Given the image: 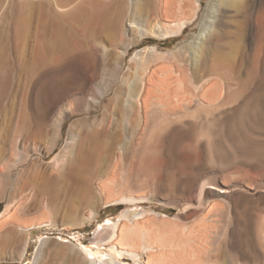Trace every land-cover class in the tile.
<instances>
[{
  "label": "bare ground",
  "instance_id": "6f19581e",
  "mask_svg": "<svg viewBox=\"0 0 264 264\" xmlns=\"http://www.w3.org/2000/svg\"><path fill=\"white\" fill-rule=\"evenodd\" d=\"M89 1L80 0L67 11L55 10V16H51L46 11L48 0L39 1L43 6L42 13L44 14L43 31H41L43 52L37 61L36 58L39 55L34 57L36 63L32 71L35 70L34 72L40 74L48 70L56 72L60 59L63 60L73 53L74 49L70 46L72 45L70 29L60 24L59 16L70 17V19L72 17L74 21L75 17L77 21L79 16L78 21L82 22L83 31L89 32L91 37L108 34L117 46L118 44L125 46V50L116 57L122 65V61L134 42L132 39L127 40L121 27L127 10L130 9V1L94 0L106 3L108 7L98 9L97 6L100 4L101 7L102 4L97 3L96 6L95 2L92 5L96 7L90 10ZM21 2L24 3L25 0ZM13 3L14 0H0V19L5 18L2 8L13 7ZM135 5L137 16L135 14L134 16L142 22L146 36L177 37L182 35L189 25L197 21L199 32L174 50H160L159 47L162 45L159 43L146 45L139 59L133 61L137 78L134 83L128 84L130 92L134 95L133 109L129 111L125 108L127 106L123 107L124 105L119 106L120 109H118L127 123L129 122L127 129L130 130V136L127 142H124V137L120 134L121 132L117 131V127L115 130L113 128V130H107L104 126L100 129H92L89 131V155L79 160L77 158L68 159L60 169H54L56 172L53 171L46 176L42 175L40 195L36 194L33 188L25 192V189L20 186L21 191L23 189L25 193L22 192L20 197L18 194L12 196V200H9L3 213L0 214V244L4 247H11L14 253L25 255L31 236L29 229L43 224L58 223L62 211V223L69 219L71 224H78L84 222L85 219L94 218L98 208L105 204H135L142 201L145 197L134 196V192L132 193L130 189V182L134 175L136 173L138 175L139 170L146 165L142 163L139 166H144L137 168V162L135 163L136 160L133 159L136 156L140 158L137 161L151 157L148 159V164L150 168L156 166L152 168L155 170L165 166L163 162L167 159L164 158L166 160L163 161V156L169 157L178 166L179 176L184 174L186 165L189 167H186V170L200 169L202 163L199 164L198 159L200 158H197L199 151L205 154L202 155L206 157L209 166L217 163L220 165L234 163L237 154L246 160L261 161L263 159L259 158L260 151L253 153L247 151L248 145L240 140L241 136L236 137V135L238 131L246 130L247 132L248 124L254 123L253 118L257 116L264 118V90L260 91V88L264 87V0H209L205 9H203V0H139ZM6 8H4L5 11ZM201 11L203 13L200 16ZM28 15L32 14L28 13ZM29 16L24 17L26 22ZM20 18L22 22L20 21L19 24L23 28L26 22L25 25L22 24L24 20L23 17ZM19 24L18 27L12 24V35L9 31V35L15 42L14 45H10L9 53L5 52L6 55L0 57V140L11 147L17 144L19 135L23 132L22 126H24L19 127L16 124L18 127L13 129L15 114L13 109L17 98L21 97L19 101L24 104L26 99L23 96L27 99L30 96V102L32 99L37 107L43 108L47 104V98L57 93L52 89L53 87L45 88V85L44 88L42 86H37V89L33 88L31 93L27 91L29 89L26 88L28 87V70L26 69L28 47L27 39H24L25 35L24 37L20 35ZM29 25L28 23L25 28L27 31L22 30L23 34L26 32V37ZM20 37L24 41L21 40L22 42L16 44L14 39L19 41ZM145 40L150 41L151 38L147 37ZM206 52L207 56L203 58ZM137 54L139 52L135 54L136 58ZM84 55H82L83 58ZM89 56H91L90 51ZM107 57L110 58L111 55ZM108 58L105 60L108 61ZM89 64H91L90 61ZM105 65L110 66V69L108 68L112 77L110 83H115L121 66H112L108 62ZM99 66L97 71L101 67ZM89 68L92 70V77L97 75L96 71L93 72L96 69L94 66V69L91 65ZM3 73L5 76L1 75ZM255 83H258V87L263 85L258 88L259 93L255 92L257 91L255 90L257 88H254ZM112 85L114 84H110L109 88L105 87L106 89L101 94H94L97 105L91 110L100 107L103 96L112 89ZM249 85H255L253 87L255 91L251 89L252 87L249 88ZM91 87L89 88L90 93L94 90ZM122 89L121 85L116 87V91ZM56 106L58 105L55 104L54 110ZM116 108L118 106L115 107L117 111ZM72 112L74 110L63 112L60 108L57 109L54 114L56 125L62 123L63 119ZM22 116L24 117V114ZM18 119L24 124V118L19 116ZM76 126L77 122L74 121L70 129L73 130ZM236 138H238L237 142ZM245 140L250 141V139ZM1 150L5 149L1 148ZM151 155H154V158ZM184 162H186L185 165ZM207 170L209 171V168ZM196 173H190L191 176H188L193 181L190 187H197L198 190V199H196L203 210L200 224L182 226V223L177 222V218L175 221L165 213H157L154 210H128L118 220L105 225L93 239L97 247L110 248L109 251L102 253V258L89 259L86 255L93 256V253H88L86 249L85 253H81L67 246L63 248L66 252L62 248L59 249L65 254H62L65 258L61 257L64 259L62 264H125L123 262L125 258L132 259L135 264H264L263 259L258 263H253L252 260H250L252 263L248 261L244 263L245 260L239 263L233 259L234 256L230 257L227 251L238 245L249 257L254 250H261L264 255V207H258L259 203L257 207H254L256 210H252L241 201L245 200L244 192L242 193L241 190L230 193L212 190L208 186L214 182L203 180V174ZM225 178L223 185H234L228 182V178L227 180ZM93 182H96V187L95 185L93 187ZM27 183L22 186L27 187ZM93 188H96L97 195L93 192L95 191ZM236 195L239 200L234 198ZM35 208L41 211L40 215L29 220L20 219V213ZM82 211L84 218L78 217ZM9 224L17 225L20 231L6 227ZM221 252L225 253V256L228 255L226 262L220 260ZM60 253L57 252V254ZM258 256L261 257L260 254Z\"/></svg>",
  "mask_w": 264,
  "mask_h": 264
},
{
  "label": "rangeland",
  "instance_id": "374dc122",
  "mask_svg": "<svg viewBox=\"0 0 264 264\" xmlns=\"http://www.w3.org/2000/svg\"><path fill=\"white\" fill-rule=\"evenodd\" d=\"M39 1L40 0H25V2L22 3L21 0H14L13 5L15 7L10 6L6 8L5 6L4 8H6V11L4 10V8H2V11H4L5 20L2 17L0 19V30H2V32L0 31L1 32L0 33V57L2 58L3 56H5L6 55L5 52L9 53L8 52L9 48L12 46V44L14 45L15 43L13 42V39L11 36L13 34L12 32L13 25L18 27V24L20 23V21L22 22L21 20L22 18L20 17H23L24 21L22 24H24L26 22L25 21L26 19L24 17L29 16L30 14L28 15V13H31L32 15L28 17L27 19L28 22H26V25L24 24L25 26L23 25L24 26L23 28H21L20 26L22 25L19 24V29L21 28L20 35L21 37L22 36L24 37L25 35L24 39L25 38L27 39V47H28L27 48L28 50L27 51L28 53L27 63L28 64L26 68L28 70V85H27L28 87L26 88H29L27 89V91L31 93V90L33 88L37 89L39 86L43 87L45 85L46 86V87L44 86L45 88L53 87L52 89L56 90L57 93L54 96L47 98V101H46L47 104H45L43 108L37 107L35 102L34 101L32 102V99L30 102L29 99L31 97L29 96V94L27 95L29 96L28 99L26 98V96H23L27 100V101L25 100L24 104H22V102L20 103L19 101V98L21 97L17 98L16 100L15 108L13 109V112H15L14 121H13V129H16L18 127L16 126V124L19 125V127H21V125H24V126H22L23 132L19 135L16 145L14 146L12 145L11 147L10 145H7L6 143L4 144V142L0 140V150L1 148L5 149V150L0 151V214L3 213L5 206L12 200L13 198L12 196H15L16 194H18L20 197L22 192L25 193L28 189L33 188L34 192L40 195L42 183H43V182H40V180H42L41 179L42 175L46 176V175H49L50 173H53V171L60 169L62 164L66 163L68 159L77 158L79 160L81 158L82 159L86 158L89 155V131L90 130L97 129V128L100 129L103 126L104 128L106 127L107 130L109 129L115 130L117 127V131L119 133L121 132L120 134H122V136L124 137L125 141L124 140L123 141L127 142L130 136V130L127 129L129 128L128 126L129 122L127 123L126 119L122 117L118 109H120L119 106L122 107L123 105H124L123 107L127 106L125 108L126 109L128 108V110L130 109L132 111L133 109L132 105L134 103L133 102L134 95L130 92L128 88V84L134 83L137 78L136 77L137 74L135 73V67L133 63L137 59H139V55L143 54V48L146 45H149V44L154 45L155 43H159L162 45L159 47L160 50H163V51L174 50L178 48L181 45V43H184L188 39H191V36H194L199 32V26H198V21H197L189 25L188 28L184 31V33L177 37L165 38V37H158V36H151V35L146 36L144 29L142 27V22L138 20L137 17L134 16V14L136 15L135 13L136 5L135 4L139 0H129L130 9L127 10L126 18L124 22L122 23L121 27L124 32V36H126L127 40L132 39L134 42H132L133 44L130 46V49L128 50L127 55L125 59L122 61V65H121V63L117 61L116 57L118 54H121V51L125 50L126 48L125 46H123L122 44H118L117 46V44H115L112 41V39L110 38L108 34H102L101 37L98 35L96 36L93 35V37H91L89 35V32L86 33L83 31V24L82 22L78 21L79 16H78L77 21H76V17L74 21L72 17L70 19V17L59 16L58 21L60 22V24L70 29L69 34H70V37L72 38L70 42L72 43V45L70 44V46L74 50H73V53L69 56L70 58L69 57L64 58L65 60L60 59L61 62L59 61V63L57 64L58 70H56V72L54 71L55 73L51 70H48L49 72L43 71L40 74V73L34 72L35 70L32 71V69H34V65L36 61L40 58L43 52L41 48L42 47L41 44L43 41V38H42L43 33L41 31H43L42 20L44 18V14L42 13L43 6ZM48 1H49L48 2L49 4L46 6V11L51 16H55V10H58L59 12H62L63 10L64 11L70 10L80 0H48ZM92 1L93 2H91V0L89 1V10L92 9V7L95 8L98 5L97 3L102 4L101 7L99 6L100 4L97 6L98 9L108 7L106 3H103L100 1H94V0ZM208 1L209 0H203V6H204V7L202 6L203 9H205V7L208 5ZM58 3L60 7H58L59 5L57 6ZM92 3L93 4L95 3L96 6L94 7ZM202 11L200 12V16L203 13ZM21 13H22V16H21ZM28 23L30 24L29 25L30 27H28V34L26 37V32L23 34L22 30L27 31V29L25 28L27 27ZM37 25H40V26H37ZM9 27L11 28V30ZM38 28L39 30H37ZM9 31L11 35H9ZM6 34L9 37L6 36ZM147 37L151 38V40L144 41V39ZM24 39L21 38L19 39V41L17 39H14V40H16V44H17V43L24 41ZM8 41L10 42L8 43ZM5 44H9V45H5ZM37 46H39L38 47L39 49H37ZM6 47L8 49H6ZM89 51H90L91 56H89ZM10 52H11V49H10ZM138 52L139 54H137V58H136L135 54ZM82 53H85V54L87 53V54L84 55ZM37 55H39V57ZM75 55H77L78 58ZM82 55H84L85 57L83 58ZM110 55L111 57L108 58L107 56H110ZM205 55L207 56V52L203 55V58L206 57ZM34 57L35 58L38 57L36 58V61ZM86 57H88L89 59ZM105 58L106 59L108 58V61L105 60ZM134 58L135 60H133ZM70 59H72V61H70ZM89 61L91 64H89ZM106 61L112 64V66L113 65L121 66L120 71L118 72V77L116 78V82L114 81L115 83H110V80L112 78L110 74L111 71L109 70L110 66L105 65L107 63ZM102 63H104V65ZM61 65H64L65 67L64 66L62 67L65 69H63ZM90 65L92 69H94L93 66L96 68L93 70V72L96 71L95 74L97 75H94L93 77L91 74L92 70H89ZM98 66L100 67V69H98L97 71ZM67 71H69V73ZM1 75L5 76V73ZM96 76L98 78H95ZM91 79H94V80H91ZM108 83L109 85L114 84L112 85V89L109 90L103 96L104 99L101 100L100 107H97L96 109L91 110L94 108V106L96 107L97 105V101L96 99H94V94L96 93L101 94V92L106 89L105 87L109 88ZM90 84L92 85V87ZM120 85L123 86V89L121 90L122 92L116 91V87ZM255 85H254L255 87L252 85H249L248 87L249 88L252 87L251 89L253 90L254 88H257L255 89L257 91L254 90L256 93H259L260 91L263 92L264 87L260 88V91L258 92L259 90L258 88L263 85H260L259 87H258V83H255ZM89 86L91 87V89L93 88L95 91L92 90L90 93ZM55 104H57L58 106H56L57 108H55L54 110ZM116 105L118 106V108H116L117 111L115 110V107H117ZM59 108L63 112L64 111L69 112L70 110H74V112L66 116L63 119L62 123L60 122L56 125V123L54 122L55 120L54 114L56 110ZM23 114H24V117L22 116ZM19 116L21 118H24V124L18 121ZM257 117L252 119V121L254 120V123L252 122V125H251V122L248 124L247 132L246 130H244L245 132L243 130L240 132L238 131L236 137L238 135H239L238 137L240 136L242 137L241 139L240 138L239 139L241 141L243 140V142L248 145V147L246 148H247V151H249L250 153L260 151L261 155L259 156V158L260 159L263 158L261 159L262 161L264 160V144H263L264 142V118L262 119V117H259V116ZM74 121L77 122V126L74 127L73 130H71L70 128H71V125L74 123ZM102 123L103 125H101ZM95 125L96 126L98 125V126L96 127ZM249 125L251 126L249 127ZM241 133L243 134L241 135ZM237 139L238 138L235 139L236 142H237ZM245 139L247 140L250 139V141L248 142ZM92 144L93 143H91V145ZM258 144H260V146ZM199 152H198L199 154L197 153V158H200L198 159V162L199 164L202 163L200 166L204 168H201L199 166L200 167L199 170L198 169H195V170L187 169L186 170V167H187L186 165L184 174H180L181 178L178 174V171H179V168L177 169L178 166L175 164V162L172 161L173 159H169V157L163 156V161L167 159L166 160L167 162L166 161L163 162V165L165 166H162L163 167L162 169L159 167L160 169L157 168L155 170L152 168L153 167L155 168L156 166H153L152 168H150L151 166L148 164L149 163L148 159L151 157H148L147 159L145 157V159L144 158L141 159L142 160L141 162V160L137 161L140 158L136 156L133 159L136 160L135 163L137 162L136 164L137 168L144 166L145 165L144 163H146L147 166L145 165L142 168V170L138 169L140 172L138 171L139 174L137 175L136 173V175H134L133 180H131L132 182H130L131 184L130 189L132 193L134 192L133 193L134 196L140 195L142 197H145L142 201L135 203V204H129V203H122L118 205L105 204L98 208L94 218L85 219L84 222L82 223L80 222L78 224L76 223L71 224L68 221L69 219L65 220V223H62L61 221L62 220L61 216L63 214V211H62L60 214V217L58 214V217H59L58 223L43 224V225L35 226L29 229V231H31V236L28 242V250L26 251L25 255L14 253L11 247L10 248L8 246L4 247L3 245L0 244V264H62V262L64 261V259L62 258L65 255L63 253L65 249L63 248L65 247L67 248V246H71L72 248H74L77 251H80L81 253H85L84 251L85 249L88 253H93V256L92 255L90 256L89 254L86 255L89 259H92L93 257L102 258L101 256L102 253L104 251H109L110 248H108L107 246L97 247V245L93 242V239L95 238V236H97L96 234H98V232L103 230V227L105 225L118 220L120 216L123 215L124 212L128 210L129 211L154 210L157 213H165L169 215L171 218H173V220L177 218L176 219L178 220L177 222L182 223L181 224L182 226H185V225L186 226L188 225L196 226L202 222L201 220H202V215H203L202 214L203 210L197 203V199H198L197 187L193 186L192 187L193 189L190 187V183H192L193 181H191L192 179H190L191 177L189 178V176H191V174L196 173V172L199 174L200 173L203 174V180L206 179L209 182H214V184H211V185L209 184L208 186L212 190H218V191L230 193L231 191L233 192L239 189L238 190L239 192L240 190L242 193L244 192L243 196H245L244 197L245 200L243 199L241 200L243 204L246 203L252 210H254L255 209L254 207L255 206L257 207L259 203L261 206L258 205V207H264V203H262L264 202V199H262L264 198L262 197L264 196V161L261 162L258 160L255 161L251 159L246 160L243 156L237 154L236 159H234L235 161L234 163L229 162L228 164L224 163L222 165L217 163L214 165L210 164L209 166L208 165L209 163L206 161V157H203L205 154L202 151H199ZM155 155L157 154L155 153ZM156 158H159V157H156ZM168 159L171 162L169 164H168L169 162ZM259 162L262 164H260ZM142 163L144 165L139 166ZM185 164L186 162H184V165ZM146 167H148L149 169ZM208 168H209V171L207 170ZM175 169H177V171ZM174 170L177 173H175ZM136 172H137V169H136ZM187 172L189 173L187 174ZM151 173L152 175L155 173L154 174L155 179L153 178ZM156 174L158 175L157 178H156L157 176ZM176 174H178V176ZM167 175H169L168 176L169 178H167ZM185 175H187V177ZM223 175H224V178L226 177L225 178L226 180L228 178V182H232L234 183V185H229V186L223 185L222 182L225 181L223 178ZM149 176L152 179L151 181L153 182V185L149 179ZM135 178L137 179L135 180ZM188 178L190 180H188ZM170 179L172 180V182ZM23 182L24 183L29 182L27 183L28 185H26L27 187L25 188L23 187L24 186ZM94 185L96 187V182H93V187ZM20 186L23 189H25V192L23 191V189L21 191ZM220 187H223V188H220ZM93 189H95V191L93 192L95 193V195H97L96 188H93ZM17 191H20L21 193ZM234 198H237L236 200H239V197L237 195L234 196ZM261 199L263 200L262 202H261ZM238 210L240 211L241 209H238ZM40 212H41L40 210L35 208V209H30L29 211L20 213L19 215H20V219L29 220V219H32L40 215ZM80 213L81 215L78 214V217L82 218L84 216V214H82L83 211ZM6 227H9L13 230L16 229V231H20V228H18L19 229L18 230L17 229L18 226L15 224H9ZM237 246L238 245H235L232 248H229V250H227L229 252L228 255L230 257L234 256L233 259L235 261L237 260L239 263L241 262L243 263V261L245 260L244 263H247L246 261H248V263L249 262L252 263L250 261L252 260L253 263L254 262L258 263V261H261L262 259L264 260V258L262 257L263 253L261 252V250H256V251L254 250L255 252L253 251L252 255L250 256L252 258L251 259L248 255L245 254L244 250H242L240 246L238 247ZM60 248H62V250L64 251H60L61 250ZM57 252L58 253L61 252V253L57 254ZM237 252L240 254H238ZM221 253L222 254H220L221 255L220 260L226 262L227 261L226 258L228 255L225 256L226 255L225 253L223 252ZM253 253L255 255H253ZM258 253L261 255V257L258 256L259 255ZM237 256L239 258H237ZM123 262L125 264H135V262L132 259H128V258H125Z\"/></svg>",
  "mask_w": 264,
  "mask_h": 264
}]
</instances>
